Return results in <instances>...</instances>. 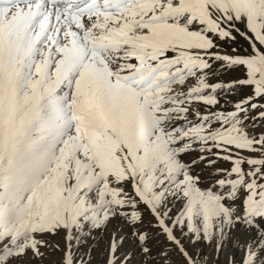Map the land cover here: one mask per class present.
Wrapping results in <instances>:
<instances>
[{
    "label": "snow or ice",
    "instance_id": "obj_1",
    "mask_svg": "<svg viewBox=\"0 0 264 264\" xmlns=\"http://www.w3.org/2000/svg\"><path fill=\"white\" fill-rule=\"evenodd\" d=\"M0 264H264V0H0Z\"/></svg>",
    "mask_w": 264,
    "mask_h": 264
}]
</instances>
